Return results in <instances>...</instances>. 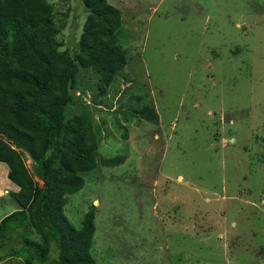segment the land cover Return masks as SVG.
Listing matches in <instances>:
<instances>
[{
	"label": "rangeland",
	"instance_id": "374dc122",
	"mask_svg": "<svg viewBox=\"0 0 264 264\" xmlns=\"http://www.w3.org/2000/svg\"><path fill=\"white\" fill-rule=\"evenodd\" d=\"M49 2L60 51L72 49L88 11ZM107 2L127 64L104 96L80 69L68 116L87 105L98 156L125 161L86 173L64 215L79 230L93 208L96 264H264V0ZM148 106L155 123L133 113ZM7 172L0 163V220L18 208Z\"/></svg>",
	"mask_w": 264,
	"mask_h": 264
},
{
	"label": "trees",
	"instance_id": "16d2710c",
	"mask_svg": "<svg viewBox=\"0 0 264 264\" xmlns=\"http://www.w3.org/2000/svg\"><path fill=\"white\" fill-rule=\"evenodd\" d=\"M81 2L88 15L79 40L72 49L60 51L57 36L64 25L56 26L49 0H0V163L18 188L9 193L18 208L0 220V263L19 258L23 264H96L91 254L93 208L76 230L64 207L67 196L83 188L86 173L97 164L120 165L125 156L99 157V135L89 107L81 106L72 117L68 111L79 93V70L99 77L96 85L104 96L125 68L127 51L119 41V9L107 0ZM133 113L147 122L158 121L154 107ZM32 232L38 241L28 238Z\"/></svg>",
	"mask_w": 264,
	"mask_h": 264
},
{
	"label": "crops",
	"instance_id": "0c3cea01",
	"mask_svg": "<svg viewBox=\"0 0 264 264\" xmlns=\"http://www.w3.org/2000/svg\"><path fill=\"white\" fill-rule=\"evenodd\" d=\"M5 192H6V190L3 191V193H5ZM13 192H14V191H13ZM0 193H1V191H0ZM5 194H6V193H5ZM3 195H4V194H1L0 197L3 196ZM4 262H5V261H4Z\"/></svg>",
	"mask_w": 264,
	"mask_h": 264
}]
</instances>
